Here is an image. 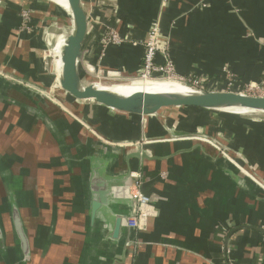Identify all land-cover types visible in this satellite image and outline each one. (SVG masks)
<instances>
[{"label": "crops", "instance_id": "obj_1", "mask_svg": "<svg viewBox=\"0 0 264 264\" xmlns=\"http://www.w3.org/2000/svg\"><path fill=\"white\" fill-rule=\"evenodd\" d=\"M48 1L0 0V73L46 92L60 90L54 87L60 61L51 57L49 73L44 33L52 16L66 27ZM82 1L89 16L84 79L87 63L139 74L145 48L133 43L144 40L159 15L177 74L210 77L213 90L225 89V68L237 77L236 90L262 79L264 0H168L164 7L162 0ZM30 2L35 27L21 32L19 11ZM107 26L128 39L108 45L99 59ZM162 61L158 54L156 62ZM20 87L21 92L0 88V264H264L262 231L243 227L229 235L238 226L264 230V187L212 146L174 138L193 136L199 127L211 136L221 133L224 143L232 140L235 159L264 178V116L196 107L142 116L84 103L65 91L57 93L63 104ZM136 145L148 147L153 157L131 159L130 165L142 170L143 191L154 210L142 229L129 233L123 226L114 237L116 215L128 213L133 202L122 195L112 200L114 212L101 210L93 222L90 181L121 174L123 148Z\"/></svg>", "mask_w": 264, "mask_h": 264}, {"label": "water", "instance_id": "obj_2", "mask_svg": "<svg viewBox=\"0 0 264 264\" xmlns=\"http://www.w3.org/2000/svg\"><path fill=\"white\" fill-rule=\"evenodd\" d=\"M50 1L54 2V0ZM66 1L70 9V13H68L72 19V30L69 34L64 35V44L60 48L62 70L59 84L67 94H69L76 100L83 101L84 103L106 106L116 111L140 114L142 116L155 115L164 109L172 107H196L204 110L222 113H237V115L264 116V96L249 95L236 91L203 89L179 80V82L188 87L189 92L136 93L126 95L113 90L99 89L98 87H96V82L92 81L90 76L91 73H94L96 71V67L93 64H86L87 74L89 75V78L86 77L87 79H84L81 75V67L83 65L84 57L83 47L89 31V16L84 8L82 0ZM50 19L52 23L46 28L44 33V37L47 40L48 46H50L51 42H53L52 40H56L58 37L63 35V33L60 32V28L56 24L55 17L52 16ZM44 61L48 72L51 73L53 68V59L51 58V55L45 54ZM100 72H105L108 75L120 74V76H131L125 74L123 71L103 69L100 70ZM21 82L27 83L29 85L28 89H35L40 92L39 96L41 98L43 97V93H46V90L44 88H41L36 84H31L30 82H27L16 75L10 73H0V88H3L4 90H17L18 92H21ZM59 84L55 83L54 87L57 88ZM0 94L1 97L4 96L1 90ZM230 108L247 109L248 112L239 113L227 110ZM197 135L198 133L193 136ZM201 135L206 136L219 145V149H215L218 155L226 158L227 160H229V158L225 156V153L227 155L233 156L232 148H230L217 138L204 133H202ZM144 140L146 139H142L140 140V142ZM197 142V145L199 146H202V144H208L203 140H197ZM125 143L127 142H119V144L122 145ZM123 149L127 150L125 156L126 169L121 174L110 178H107V176L105 175H95L94 177L92 176L90 187L93 197V200L91 201V220L93 222L96 220V216L101 210L106 211V213L114 212L113 210H111L112 200L116 199L117 201V198H120V196L124 195L126 199L129 198V200L131 199L130 201H132V198L129 196L130 183L132 180L130 174L133 171L130 165V160L136 158L144 161L153 158L151 156L150 149L143 145L129 147L127 146ZM242 166L244 167V165ZM240 174L245 177H249L244 172L240 171ZM251 174L254 175L260 181V183L264 185V179L258 176L255 171H251ZM110 182L120 183V185L118 186V188H112ZM112 196L115 198H112ZM132 213L133 204L129 202V212H121L116 215L114 237L119 236L123 226L127 227L129 233L135 231V228L129 227L127 225V219L132 216ZM15 226L17 228L21 242L26 243L22 221L18 214H16L15 216ZM243 227H253L264 233V230L255 226H238L233 229L229 235L234 233V231L238 230L239 228ZM227 241L228 238L225 240L226 245Z\"/></svg>", "mask_w": 264, "mask_h": 264}, {"label": "built area", "instance_id": "obj_3", "mask_svg": "<svg viewBox=\"0 0 264 264\" xmlns=\"http://www.w3.org/2000/svg\"><path fill=\"white\" fill-rule=\"evenodd\" d=\"M168 0H162L163 7L166 6ZM161 16L159 15L158 18ZM159 20V19H158ZM155 22L148 32V38L145 42V53L143 56L142 61V72L143 77L150 78L152 75H156L158 78H175V80L186 82L192 86L203 88V89H213L211 86V82H208L206 78L196 77L188 75L187 77L177 74L175 65L171 59V54L169 49L162 45L160 41V32H159V25L158 21ZM114 42L120 40L114 34L112 37ZM160 54L162 56V63L156 62L157 55ZM264 75V74H263ZM224 76H225V89L226 91H236L242 92L249 95H256V96H264V76L258 82L246 83L243 87L236 90L237 84V77L235 74L230 71L229 69H224ZM157 79V78H156ZM77 120H81L77 118ZM82 121V120H81ZM84 123V122H83ZM88 127V125H87ZM202 133H198L197 136H175L176 139H196V140H203L205 142H209L214 144L218 149L219 145L204 135ZM208 140V141H207ZM133 144V143H132ZM225 156L227 154L225 153ZM229 158V156H227ZM229 160H231L229 158ZM232 161V160H231ZM234 164L239 167L241 172L245 173V168L237 162V160L233 159ZM251 174V173H250ZM252 175V174H251ZM254 176V175H253ZM131 177V184H130V197L132 198L133 202V213L130 218L127 219V225L129 227L135 229H142L146 225L147 218L153 212V206L151 202L150 196L144 193L143 186H142V171L141 170H133L130 174ZM255 177V176H254ZM255 179V178H251ZM257 179V178H256ZM255 182L259 183L264 187L262 183L257 179Z\"/></svg>", "mask_w": 264, "mask_h": 264}, {"label": "rangeland", "instance_id": "obj_4", "mask_svg": "<svg viewBox=\"0 0 264 264\" xmlns=\"http://www.w3.org/2000/svg\"><path fill=\"white\" fill-rule=\"evenodd\" d=\"M41 2V1H40ZM47 2V1H46ZM49 2V1H48ZM40 4H43L44 5V3H40ZM49 4L50 5H48V6H54V7H57V10H58V15H59V21L61 22V24L62 25H65L66 27H61V26H58L59 28H60V32L61 33H63V35H67V34H69L70 32H71V30H72V27L70 26V23H69V18H68V14L66 13V11H64L65 9H63V8H60L59 6L60 5H58L56 2H49ZM33 5V2H30V3H28V4H26L23 8H21L20 9V11H19V16H20V24H19V26H18V30L19 31H21V32H23V31H26V32H33V30H34V27H35V24L33 23V19H32V14H33V11H32V7H30V6H32ZM40 5L39 6H37L36 7V9L38 10L37 12H35L36 14L39 12V9H40ZM48 9V8H47ZM44 11V10H43ZM118 11H119V9L117 8V7H115L114 9H113V13H112V15L113 16H115V15H117L118 14ZM44 13V12H43ZM116 17V16H115ZM159 19V20H158ZM117 21H119L118 19H116ZM157 20L159 21L158 22V27H159V32H160V43L161 42H163V43H161L162 45H164V46H166V47H169V44H168V41H167V37H166V35L164 34V32L162 31V25H161V17L160 18H158V17H156L152 22H151V25L149 26V29H148V32H149V30H150V28L152 27V25L155 23V22H157ZM120 22V21H119ZM105 29H106V31H105V33H104V35H103V37L101 38V45H102V54H101V56H100V58L99 59H102V56H103V52H104V50H105V48L108 46V45H110V44H115V45H121V44H123V43H125L126 41H127V37L128 36H123V35H121V33L119 32V30L117 29V28H115V27H113V26H110V27H105ZM43 30V29H42ZM148 32H147V35H146V37L144 38V40H142V41H140V42H138V43H136V42H134L133 44H142L143 46H144V48H145V42H146V40H147V38H148ZM116 35L117 36V38L119 39L120 38V40H118L117 42H114L113 40H112V37H113V35ZM61 37V36H60ZM59 37V38H60ZM59 40V39H58ZM57 45H59V43H58V41H57V44H56V46L55 47H57ZM52 50V48H49V51H51ZM170 52V51H169ZM50 54H51V52H50ZM53 55L51 54V57H52ZM55 58V57H54ZM143 61V60H142ZM95 67H96V71L94 72V73H89L90 74V76H91V80L92 81H95V80H103L104 79V81H114V80H117V79H126V78H128V79H141V78H143V72H142V70L140 71V73L139 74H136V75H133V76H120V74H111V75H108V74H106L105 72H100V70H103V68L101 67V65H100V62H98L97 64H93ZM117 71H120V70H117ZM121 73V72H120ZM4 74H7V73H5L4 72ZM191 76H195V75H193V74H191L189 77H191ZM264 76V75H263ZM262 76V77H263ZM58 77V76H57ZM185 77H187V76H185ZM196 77H198V75L196 76ZM150 78H158L156 75H152V77H150ZM159 79H161V77L159 78ZM164 79H168V78H164ZM172 79H175V78H172ZM179 80V79H178ZM206 80L208 81V82H211V80L212 79H210V77H207L206 78ZM58 82V81H57ZM56 82V83H57ZM21 84L22 85H24V86H26V87H29V85L27 84V83H22L21 82ZM54 84V83H53ZM59 84V83H58ZM60 89H61V87H59ZM59 91L60 90H58V89H56V90H51V91H47L46 93H47V95L48 96H50L51 98H53L55 101H57V102H61L60 101V99H59V97L57 96V93H59ZM45 93V94H46ZM245 112H248V111H240V113H245ZM228 114H234V113H229V112H227ZM234 115H236V116H238L237 115V113L236 114H234ZM217 116H219V115H217ZM228 131H230V128H228ZM197 132L198 133H204V134H207L206 133V130H204L202 127H199L198 129H197ZM212 137H214V138H217L218 139V137H219V139L218 140H220V137H222V135H221V133H219L218 135H217V137L216 136H212ZM222 139V138H221ZM223 140V139H222ZM222 140H220L221 142H223ZM208 141V140H207ZM210 146H212L214 149H218L214 144H211V143H209V142H207ZM224 143V142H223ZM224 144H226L227 146H229L230 147V145L232 144V140H229V142L227 141V143H224ZM231 148V147H230ZM227 156H229V158L233 161V159H234V157L232 156V155H227ZM233 164H234V162H233ZM245 168V167H244ZM255 179H256V177H255ZM255 179H253L254 181H255ZM257 180V179H256Z\"/></svg>", "mask_w": 264, "mask_h": 264}, {"label": "bare ground", "instance_id": "obj_5", "mask_svg": "<svg viewBox=\"0 0 264 264\" xmlns=\"http://www.w3.org/2000/svg\"><path fill=\"white\" fill-rule=\"evenodd\" d=\"M54 2H56L58 5H60L59 6L60 8L65 9L64 11H66V13L69 15L70 9H69V6H68V3L66 0H54ZM68 18H69L70 26L72 27L71 16L69 15ZM63 39H64V35H61L60 38L58 37L56 40H52L53 42H51V44L49 46V48H52V50L50 52L53 55V57L57 58L60 61V67H59V71H58V82L60 81L61 70H62V60L60 58V48L64 44ZM57 41H58L59 45H57V47H55L57 44ZM95 82H96L95 83L96 87H98L99 89L113 90V91H116V92H119L122 94H126V95L136 94V93H158V92H181V93H184V92H189V89L186 85L179 82L178 80L169 79V78L168 79H164V78H161V79L157 78L156 79V78L143 77L141 79H136V78L135 79H128V78H126V79H117L114 81H104V79H103V80H95ZM59 87H60V84H59ZM60 92L62 94H64V90L62 88L60 89L59 93ZM58 94H57V96L59 97L60 101L63 103L64 101L61 99V97ZM227 110H231V111H235V112H239V113H240V111H248L247 109H241V108H230ZM239 158L244 162L247 161L245 157L240 156ZM237 162L239 164H241V162H239L238 160H237ZM241 165H243V164H241ZM250 173H251V171L249 169H247L245 166V174L247 176H249L250 178H252V177L255 178ZM262 179H264V178H262Z\"/></svg>", "mask_w": 264, "mask_h": 264}, {"label": "flooded vegetation", "instance_id": "obj_6", "mask_svg": "<svg viewBox=\"0 0 264 264\" xmlns=\"http://www.w3.org/2000/svg\"><path fill=\"white\" fill-rule=\"evenodd\" d=\"M127 243H128V241H127Z\"/></svg>", "mask_w": 264, "mask_h": 264}]
</instances>
